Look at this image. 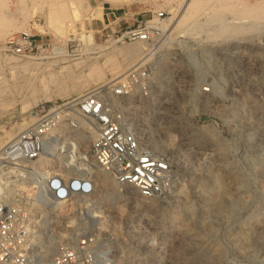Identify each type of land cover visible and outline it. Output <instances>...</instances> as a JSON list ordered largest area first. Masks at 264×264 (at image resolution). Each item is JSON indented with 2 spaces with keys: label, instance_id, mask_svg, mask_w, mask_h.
Masks as SVG:
<instances>
[{
  "label": "rangeland",
  "instance_id": "rangeland-1",
  "mask_svg": "<svg viewBox=\"0 0 264 264\" xmlns=\"http://www.w3.org/2000/svg\"><path fill=\"white\" fill-rule=\"evenodd\" d=\"M0 1L13 20L0 23V152L68 102L117 82L139 61L156 72L151 96H133L120 111L130 124L154 133L156 150L172 165L169 188L144 205L124 196L106 202L98 183L101 211L88 220L87 236L105 242L103 264H264V20L242 15L261 0ZM192 9L198 10L194 16ZM160 12L167 24L164 47L149 58L145 44L122 37ZM184 15L190 19L176 28ZM225 26L236 32H218ZM25 36L42 48L29 58L6 48ZM137 48L144 56L128 64L125 55ZM162 63L175 70L193 65L200 89L180 93L175 71L158 72ZM168 104L179 110L164 125ZM66 113L53 133L59 154L85 132L70 126ZM70 237L50 238L54 250ZM37 241L43 249L48 242L44 235Z\"/></svg>",
  "mask_w": 264,
  "mask_h": 264
},
{
  "label": "built area",
  "instance_id": "built-area-1",
  "mask_svg": "<svg viewBox=\"0 0 264 264\" xmlns=\"http://www.w3.org/2000/svg\"><path fill=\"white\" fill-rule=\"evenodd\" d=\"M165 13L150 20L137 21L123 35V41L145 44V54L151 58L163 49L166 33ZM157 20V21H155ZM6 48L14 54L29 58L42 48L28 37L11 40ZM144 61L130 69L113 86H102L64 106L66 121L85 132L95 130L90 148L92 165L113 176L120 196L126 201L146 205L165 194L169 188L172 165L156 149L154 133L137 132L121 114L120 107L133 102V96L149 98L155 86L152 65ZM174 62L172 66L178 65ZM193 67V65H192ZM159 67L160 74L175 71L178 91L200 89L199 72L194 67ZM195 76L186 78L184 74ZM211 87V85H209ZM211 88H204L209 92ZM179 93V94H180ZM182 95V94H181ZM130 98L131 100H128ZM176 107L165 108L162 124ZM63 108L57 115L43 118L27 128L3 150L0 160V264H103L101 249L105 245L98 238L87 236L88 220L101 211V192L93 174L75 173L65 177L52 169L38 167L37 162L46 153L48 141L56 149L57 138L52 135L61 126ZM179 110V109H178ZM62 155V156H61ZM54 254L43 258L44 249L37 237L62 238ZM79 235L76 239L72 235Z\"/></svg>",
  "mask_w": 264,
  "mask_h": 264
},
{
  "label": "bare ground",
  "instance_id": "bare-ground-1",
  "mask_svg": "<svg viewBox=\"0 0 264 264\" xmlns=\"http://www.w3.org/2000/svg\"><path fill=\"white\" fill-rule=\"evenodd\" d=\"M111 2H117V1H130V0H109ZM259 2V1H258ZM195 2H191L189 4V7H193ZM200 3V2H199ZM242 3V2H241ZM259 3H255L254 5L250 6V7H245V12L242 13V15L244 16L245 15H249L251 16V18L253 19H257L256 17L258 16V21L259 19L260 20H264V0H261L260 1V7L258 6ZM200 5V4H199ZM204 5V4H203ZM246 6V5H244ZM3 5H2V2L0 1V23H4V22H7L9 20L13 21L12 18L9 19L8 16H5L4 14V9H3ZM195 7V6H194ZM205 10V9H204ZM193 13L191 14L192 16L196 15V13L198 12V10H195L192 9ZM258 11H259V15H258ZM241 13V12H240ZM242 15L240 14L239 16L242 17ZM254 15L255 18L253 17ZM238 16V17H239ZM245 17V16H244ZM246 16V18H248ZM240 18V17H239ZM243 18V17H242ZM240 18V19H242ZM190 18H187L184 17L181 19V21L179 22V24L176 26L179 27L181 26V22L183 23V21H186ZM252 19V20H253ZM246 19H244L245 21ZM248 20H251L248 18ZM190 21H193L192 19ZM251 22V21H250ZM219 23V22H218ZM222 23V22H221ZM185 24V23H184ZM183 25V24H182ZM218 25V24H216ZM259 25V24H258ZM257 25V26H258ZM221 26H223L221 24ZM228 26V25H227ZM227 26L223 27L222 29H219L218 32H220L221 34L223 33H226V32H231V33H235L236 30L235 29H227ZM253 26H254V23H253ZM175 28V29H176ZM219 28L220 25H219ZM239 28V27H238ZM218 29V28H217ZM217 29H216V32H217ZM232 30V31H231ZM141 48V47H140ZM140 48H137V49H134L132 51H128L127 52V56L125 55V60L128 64H131V63H136V61H138V59L143 55V51L140 49ZM145 53V52H144ZM67 61V60H64V62ZM140 63V61L138 63H136L134 65L137 66L138 64ZM65 64V63H64ZM28 65V64H26ZM133 66V64H132ZM67 68V70H69L68 74L71 75V69L70 67H65ZM78 68H83L81 67L80 65L78 66ZM133 68V67H132ZM93 72V71H92ZM45 81V80H44ZM115 83H112L109 84L110 86H113ZM108 86V85H107ZM90 93V92H89ZM87 93V94H89ZM86 94V95H87ZM85 95H81L79 96L80 98L84 97ZM80 98H77L75 99L74 101H72L71 103H74V102H77ZM128 100H131L130 98H128ZM71 103H68V104H71ZM66 104V105H68ZM64 105V106H66ZM63 106V107H64ZM62 108V107H61ZM60 109V108H59ZM55 110L53 113L51 114H48L47 116L51 117V116H54L55 113H57V111L59 110ZM46 116V117H47ZM137 130V132H142L141 129L137 126H134ZM91 130L88 131V132H79L76 134V139H73V141L71 143H69L68 145H64L61 149L62 152H64V157H59V155H57L54 150L52 152H50V150L52 149L51 145L49 144L48 141L45 142V149H46V153L44 154V157L42 159H40L38 162H37V165L38 167L40 168H43L44 170L46 168H50L52 169L55 173H58L59 175H63L65 177H69V176H72L73 174L75 173H79V172H85L87 171L88 173L90 174H93V177L94 179L96 180L97 184L99 183L102 188L104 189L105 193H106V202H109V201H112L113 199H116V198H120V194L119 192L116 190L114 191L112 189V181L110 180V178L108 177V175L103 172V171H100V170H97L96 168L93 167V163H92V159L91 157L87 154V151H86V147L87 146V143L89 142V139L90 138H94L95 137V130L94 128L90 127ZM16 130H13V132H15ZM57 131H59V129H56L54 131V133H56ZM53 138H56L55 136L52 135ZM11 142V141H10ZM2 154L3 152L1 151L0 152V160H1V157H2ZM103 193V192H102ZM104 196V195H103ZM103 196H101V199H103ZM60 237V236H59ZM56 239V238H55ZM54 239H51L50 241L47 242L45 248H44V256L43 258L44 259H47L49 258L48 255L50 253H52V251H55L54 250V242H53ZM56 247V246H55Z\"/></svg>",
  "mask_w": 264,
  "mask_h": 264
},
{
  "label": "crops",
  "instance_id": "crops-1",
  "mask_svg": "<svg viewBox=\"0 0 264 264\" xmlns=\"http://www.w3.org/2000/svg\"><path fill=\"white\" fill-rule=\"evenodd\" d=\"M144 20V19H143ZM145 21V20H144Z\"/></svg>",
  "mask_w": 264,
  "mask_h": 264
}]
</instances>
